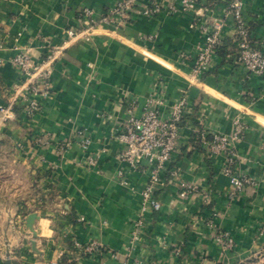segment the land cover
Instances as JSON below:
<instances>
[{
	"label": "crops",
	"instance_id": "0c3cea01",
	"mask_svg": "<svg viewBox=\"0 0 264 264\" xmlns=\"http://www.w3.org/2000/svg\"><path fill=\"white\" fill-rule=\"evenodd\" d=\"M158 1L178 6V0ZM227 2L200 0L196 16L131 14L118 28L82 29L83 8L99 14L114 0H0V103H12L16 112L15 119L0 124V264L6 259L10 264L67 259L120 264L127 254L141 264H241L258 255L255 262L264 261V236L258 235L264 222V76L232 64L234 20ZM243 12L253 37L264 39V0H245ZM212 20L223 23L221 48L226 49L216 50L209 71L193 80L191 60L183 55H192L202 39L197 23ZM69 29L79 33L69 38ZM16 45L26 47L36 62L50 46L60 47L51 62L49 93L36 97L41 106L32 118L23 112L27 93L11 62ZM181 90L188 106L179 149L160 174L161 208L145 214L143 232L133 244L132 222L141 210L147 171L118 159L122 146L114 130L126 117L129 100H136L139 114L144 98L155 91L165 101V115ZM236 116L246 129L235 143L233 168L255 183L230 196L226 156L207 154L201 133L229 134ZM76 129L90 137L87 149L73 143L58 152L56 142ZM88 156L95 165L86 163ZM179 180L197 185V192L179 196ZM206 192H211L208 202ZM31 212L38 215L35 238L25 225ZM214 228L233 236L235 247L228 253L213 239ZM74 240L96 241L102 251L84 254L73 249Z\"/></svg>",
	"mask_w": 264,
	"mask_h": 264
},
{
	"label": "built area",
	"instance_id": "2783aa9c",
	"mask_svg": "<svg viewBox=\"0 0 264 264\" xmlns=\"http://www.w3.org/2000/svg\"><path fill=\"white\" fill-rule=\"evenodd\" d=\"M200 0H178V6L174 2L164 3L158 0H114V3L102 13L96 14L91 8L81 10L84 26L82 29H92L103 24L118 28L131 14L144 17H153L161 12L174 14L176 12H192L195 16L201 14L198 8ZM245 0H228L227 11L234 20V34L231 39L233 51L229 58L233 65L242 66L248 73L264 76V39L253 37L250 24L244 15ZM202 39L195 45L192 55L183 57L191 60L189 76L193 80L200 78L212 66L213 55L217 48L223 45L221 30L223 23L209 21L197 23ZM79 33L76 29L67 30L69 38ZM15 53L11 58L12 64L17 68L21 78L22 87L26 91L23 97V112L27 118H32L40 109V100L36 97H46L49 93V76L51 74V62L55 54L60 52L59 46H50L45 56L38 62L34 61L28 49L21 45L14 46ZM20 86L15 85V90ZM136 100H129L126 109V117L116 126L114 137L120 142L121 149L118 159L126 162L130 168H140L147 171V179L139 193L140 212L132 222L131 242L139 241L145 225V214L156 213L161 208V202L156 195V190L161 184V172L167 170L173 161L174 154L179 149L180 125L188 106L185 90H181L175 101L170 105V112L163 114L161 107L164 99L155 91L150 92L145 98L142 110L138 114L135 111ZM16 112L12 103H0V124H5L15 119ZM246 124L242 118L236 116L233 120V128L229 134L214 132L210 136L204 131L201 133L203 145L207 154L226 156L223 173L227 176L230 186V196H235L246 185L255 183L253 177L246 174H238L233 168V162L237 154L235 143L244 136ZM47 143V136L42 138ZM73 143L82 149H87L90 137L82 129H76L73 135L66 140L56 142L58 152L67 150ZM86 163L95 165L93 156H88ZM170 173L175 175L176 169L170 168ZM125 172L121 169L118 176L124 180ZM197 192V185L179 180V196ZM211 192L204 193L206 202L209 201ZM258 235L264 236V222L258 228ZM213 239L220 246L223 253H228L235 247L233 236L225 230L213 229ZM73 246L87 255H95L102 251V246L96 241L81 244L73 241ZM176 252L179 248H175ZM112 256L114 254H111ZM61 264H72L71 259L64 260ZM120 264H141L138 258H131L128 254Z\"/></svg>",
	"mask_w": 264,
	"mask_h": 264
},
{
	"label": "water",
	"instance_id": "95a60500",
	"mask_svg": "<svg viewBox=\"0 0 264 264\" xmlns=\"http://www.w3.org/2000/svg\"><path fill=\"white\" fill-rule=\"evenodd\" d=\"M37 219H38V215L36 212L29 213L25 219V225L30 230V232L32 233L33 238H35V236H36V233H35L33 226H34V223ZM31 245L34 247V245H35L34 239L31 240ZM5 264H10L9 259L5 260Z\"/></svg>",
	"mask_w": 264,
	"mask_h": 264
},
{
	"label": "rangeland",
	"instance_id": "374dc122",
	"mask_svg": "<svg viewBox=\"0 0 264 264\" xmlns=\"http://www.w3.org/2000/svg\"><path fill=\"white\" fill-rule=\"evenodd\" d=\"M258 257H259V255L258 256H256V258L254 257V258H251V260H248V262H245V263H241V264H264V261L263 262H255V260L256 259H258ZM251 261H253V262H251Z\"/></svg>",
	"mask_w": 264,
	"mask_h": 264
},
{
	"label": "trees",
	"instance_id": "16d2710c",
	"mask_svg": "<svg viewBox=\"0 0 264 264\" xmlns=\"http://www.w3.org/2000/svg\"><path fill=\"white\" fill-rule=\"evenodd\" d=\"M221 47H222V46H220L219 48H217V50H218L219 52H221V53H222V52L224 53V51H225L226 48H223V49H222ZM72 248H73V247H72ZM73 249H75V247H74Z\"/></svg>",
	"mask_w": 264,
	"mask_h": 264
}]
</instances>
